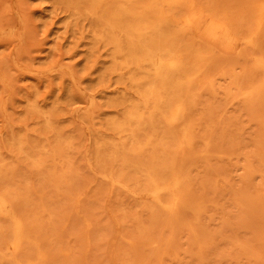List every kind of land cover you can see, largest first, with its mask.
I'll list each match as a JSON object with an SVG mask.
<instances>
[{
	"label": "rangeland",
	"instance_id": "1",
	"mask_svg": "<svg viewBox=\"0 0 264 264\" xmlns=\"http://www.w3.org/2000/svg\"><path fill=\"white\" fill-rule=\"evenodd\" d=\"M65 10L58 0H0V145L22 138L31 145L28 152L37 158L46 156L39 147L48 134L27 110L34 99L59 117L54 131L71 144H61L64 165L71 173L68 182L55 181L58 188L50 182L48 165L36 169L18 156L17 149L0 154L3 169L16 167L6 184L17 185L35 202L19 207L28 212L33 230L42 236L39 245L49 258L45 264H264V193L254 190L261 177L244 176L242 168L247 157L255 168L264 170V102L250 114L251 103L242 98L227 101L222 93L203 96L200 112L210 106L212 111L197 120L196 147L209 140L210 155L198 152L189 165L191 197L204 209L191 223L201 237L190 243L186 223L170 232L162 212L155 209L158 218L144 220L141 208L152 204L149 199L139 193L129 197L117 190L110 193L106 183L88 170L95 138L113 137L105 121L121 111L114 110L112 99L126 94L136 100V96L108 74V56L103 49L99 55L96 52L88 21L73 22ZM262 33L264 51V29ZM245 66L249 68L250 62ZM252 73L260 77L259 72ZM224 83L216 78L217 85ZM90 96L99 105L95 112L83 101ZM32 131L34 135L29 134ZM51 138L48 142L57 146ZM61 172L58 166L52 181ZM130 182L145 183L132 172ZM252 190L257 200L243 202L241 194ZM184 216L186 222L192 221L190 213ZM85 217L91 221L87 237ZM168 238L170 244L162 253ZM147 239L161 244H146ZM30 248L21 255L32 253Z\"/></svg>",
	"mask_w": 264,
	"mask_h": 264
},
{
	"label": "bare ground",
	"instance_id": "2",
	"mask_svg": "<svg viewBox=\"0 0 264 264\" xmlns=\"http://www.w3.org/2000/svg\"><path fill=\"white\" fill-rule=\"evenodd\" d=\"M58 2L73 22L88 21L96 52L99 55L103 49L108 56V74L114 75L117 83L129 86L136 96V100L126 94L112 99L114 110L121 111L105 121L113 137L95 138L94 160L88 163V170L106 183L110 193L117 190L126 197L139 193L149 199L152 204L141 208L144 220L153 222L158 218L154 209L159 210L170 232L186 223L190 243L198 241L201 233L191 223L199 220L204 209L191 197L193 184L189 165L198 152L207 158L210 155L209 140H205L200 149L196 142L200 125L197 120L212 111L211 106L201 112L199 108L204 95L214 97L220 93L227 101L242 98L251 103L250 114L262 108L264 51L260 39L264 29V0ZM239 46L241 48L236 50ZM231 54L233 58H229ZM247 61L249 68L245 66ZM252 72H259L260 77L255 78ZM216 78L225 83L217 85ZM83 101L91 112L99 109L94 96ZM27 110L48 134L39 147L46 156L32 155L28 152L29 141L13 136L12 144L10 141V145H0V154L5 151L13 154L17 149L18 156L29 160L36 169L48 165L50 182L58 188L55 181L70 180L71 170L64 165L61 152L62 145L70 144L69 140L54 131L59 117L52 110H43L38 99L29 102ZM32 133L29 134L34 135ZM48 138L57 146L48 142ZM244 159V176L258 173L261 182L254 190L259 195L264 193V170L255 168L247 157ZM58 166L62 172L52 181ZM15 168L0 166V243L4 245L0 244V264H45L49 258L39 245L42 236L33 230L28 212L19 207V203L35 202L17 185L9 187L5 181ZM131 172L145 183H131ZM31 190L36 191L34 186ZM28 191L30 189L25 192ZM253 192L242 193L243 202L249 204L257 200L258 195ZM187 212L192 215L190 223L184 216ZM90 225V219L85 217V237ZM170 240L163 243L162 253L166 252ZM135 244L133 239L131 247ZM146 244L160 246L161 242L147 239ZM27 246H31L32 253L21 255Z\"/></svg>",
	"mask_w": 264,
	"mask_h": 264
}]
</instances>
